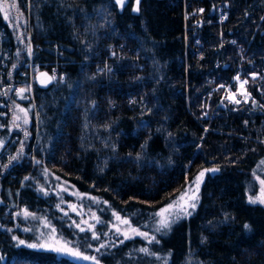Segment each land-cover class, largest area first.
Returning <instances> with one entry per match:
<instances>
[{
	"label": "trees",
	"instance_id": "1",
	"mask_svg": "<svg viewBox=\"0 0 264 264\" xmlns=\"http://www.w3.org/2000/svg\"><path fill=\"white\" fill-rule=\"evenodd\" d=\"M16 2L24 12L30 4L35 58L54 59L51 47L59 44L70 62L67 82L41 79L35 85L38 132L34 109L23 102L31 109L38 166L52 167L75 190L97 197L105 218L115 213L155 237L151 243L135 237L112 244L96 253L101 262L264 264V205L249 201L259 191L257 177L264 179V126L250 131L244 112L217 98L213 117L203 118L201 109L210 78L231 82L241 68L244 77L255 70L264 79V0ZM200 17L203 24H195ZM0 29L7 30L4 47L17 49L1 9ZM200 44L202 59L196 55ZM19 132L9 121L1 139ZM29 168L24 158L0 166V264L25 258L29 264H81L53 251L18 248L1 229L13 225L5 211L9 203L30 211L46 204L23 186ZM201 172L190 215L170 230L155 231L159 218L153 213Z\"/></svg>",
	"mask_w": 264,
	"mask_h": 264
},
{
	"label": "rangeland",
	"instance_id": "2",
	"mask_svg": "<svg viewBox=\"0 0 264 264\" xmlns=\"http://www.w3.org/2000/svg\"><path fill=\"white\" fill-rule=\"evenodd\" d=\"M0 5L3 6V8L0 9L3 12L4 18L6 14L8 16V18L5 19V21L7 24L10 25L14 33L17 35V42L20 45L19 47H21L22 37H20L19 30L20 28H22V25L25 22L26 13L20 8V5L19 3L16 2V0H0ZM24 48L25 45L23 44L22 49ZM202 49L203 48L201 44L198 46V48H196V55L197 57H199L198 59L203 58L202 52L199 53L200 51H202ZM243 56L245 57V53H243ZM241 66L242 65L238 64L237 68ZM242 72L243 71L240 68L239 72H237L234 75L231 82L225 81L216 84L215 82H213L214 81L213 78L209 79L208 83L212 88L208 90V95L203 97V106L201 107L202 117L211 118L216 113H218L214 104L215 99L217 98V100H219L218 101L219 103H222L227 107L233 105L234 107L232 108L234 111L244 112V114L246 115L244 116L245 118L244 124L246 126L252 125L250 131L259 133L260 128L263 129L264 126V118L262 116L264 114V102L258 99L257 96L255 97L252 88L255 87L259 95L264 96V79L262 75L256 72L255 70L249 71L246 77H244L243 74L241 75ZM237 76L239 77L238 80L236 79ZM244 81L247 82L244 83ZM233 97L234 99H232ZM236 101L239 102L237 103ZM11 107H12L10 108L11 126L14 129L20 131L18 134L19 137L18 150L15 152V154L12 157L18 156V153L21 152V146H23V152L18 156L16 160H12L11 157L9 159L10 164L18 162L23 158L25 163H29L30 168L28 169V173L24 175L25 177L23 178V186L25 187L26 185H28L27 187H31L36 192V194L40 195L46 201V204L45 206H41L36 210L30 211L28 210L27 207L22 206L21 204L19 205L18 203L13 204V202L9 203V206L6 207L5 211L8 215L12 217L13 225L11 226L2 225L1 229L3 231L7 232L11 237L17 236L20 239H24L25 241L28 242H35L39 233L48 232V229L45 228L43 225V220L47 219V221L52 226H55V228L57 229V234L59 236H62L67 240H71L72 244L75 246L80 247V245L78 244L83 245V247H85V249H87V251H89L90 253L84 252L79 248L80 252L90 257L95 256L98 264H103V263L101 262L99 256L96 253H103L104 251H106L107 248L109 247L111 248L112 244H119L121 243L120 242L121 240L124 241V236L116 232V228L113 227L114 224L117 225L122 232H125L129 237H131L130 239H133L135 237L143 238L129 230V224L131 225L129 221L128 224H122L120 223V221L116 220V216H114L112 213L111 215L113 216L111 219L105 218L103 216V213L105 211L104 204H100V200L97 197L84 195L78 192L77 190H75L72 187V185L65 178L59 176L57 171L55 169L53 170L52 167L43 166V165H40L39 167L38 165L40 163L28 153V149L30 146V135L32 131L31 128L32 119L30 115L31 109L26 103L14 104V106H12L11 104ZM20 108H24L27 110V117H28L27 124H24L22 121H17L16 124L13 123V118L17 114H19L20 116L24 115L23 113L19 112ZM259 119L261 120V124H258ZM17 124L19 125V127H17ZM25 132L27 133V135H25ZM204 170L205 169H202L201 171ZM26 177L28 179H25ZM195 178H193L186 185L185 189L189 188V186L193 184ZM27 181H29L30 185L29 183L26 184ZM200 181L198 183V187L194 186L189 191L188 196L185 197V201L187 202V204H191V203L196 204V202L198 201V195H199L198 190H199ZM259 185H260L259 191L256 194H249V198L250 197L255 198L257 196H260L261 187H262L260 182ZM41 189L43 190L41 191ZM185 189L182 192H184ZM193 195H195L196 197L195 200H190L189 197ZM176 198L173 200H176ZM261 199L264 200V197H261ZM255 203L264 205V202H261L260 200H257V202ZM187 204H185L186 207ZM69 205H74L76 211H73L72 208L69 207ZM24 209H27L29 212L33 213L36 217H39L40 219H32L31 217H29L28 219H24L23 216L15 215V213L21 212ZM191 209H192L191 207H188V211H190ZM77 212L79 214H77ZM65 213H67V215H65ZM118 216L121 218V220L126 219L120 215ZM97 218L99 219V223H97ZM73 221H75L76 224H80L81 227H84L86 229L88 228L89 225H95L93 230L99 235V239H92L91 231H87V230L84 232L79 231V229L75 226ZM131 226L133 228H136L133 225ZM26 227L30 228L31 230L28 232L23 231V229ZM64 229L68 230L69 234H67V236H64V232H65ZM139 231L145 232L140 229ZM145 233L149 237H152L149 233L147 232ZM101 243L106 245V247L100 248L98 252L95 251V249L99 247ZM89 244L91 245V247H87V245ZM72 260H75L81 264H96V262H93L91 260H78V259H72Z\"/></svg>",
	"mask_w": 264,
	"mask_h": 264
},
{
	"label": "built area",
	"instance_id": "3",
	"mask_svg": "<svg viewBox=\"0 0 264 264\" xmlns=\"http://www.w3.org/2000/svg\"><path fill=\"white\" fill-rule=\"evenodd\" d=\"M204 11V7L200 6L197 9L198 13ZM220 12V21L225 20L227 13L218 8ZM26 33L19 30L20 37L24 41L25 48L17 51L11 43L4 47L3 42L7 38V30L0 29V166L10 159L15 151L18 150L19 137L18 134L10 137L8 140L3 141L1 138L4 131L8 128V123L11 121V104H20L29 102V105L34 109V116L36 120V132H38V113L34 102L35 85L41 79H48L49 82L54 84H63L67 82L68 73L67 67L70 63L65 59V49L59 44H54L51 48L53 51L54 59L50 61H41L35 58L34 45L32 43L31 31V11L30 4H27V12L25 11ZM195 24L202 25L203 19L200 17L195 21ZM25 31V30H24ZM15 34V33H14ZM17 39V35L15 34ZM31 49L29 54L28 49ZM20 54L25 55L24 59H20ZM110 56V55H109ZM112 57V54H111ZM23 89V91H20ZM23 97V98H21ZM36 139L33 144L29 146L28 153L37 160L36 156ZM38 161V160H37ZM32 168V167H31ZM19 202L17 201L16 204Z\"/></svg>",
	"mask_w": 264,
	"mask_h": 264
},
{
	"label": "snow or ice",
	"instance_id": "4",
	"mask_svg": "<svg viewBox=\"0 0 264 264\" xmlns=\"http://www.w3.org/2000/svg\"><path fill=\"white\" fill-rule=\"evenodd\" d=\"M116 2L118 4H122V0H116ZM137 3H139V0H137ZM14 6V5H13ZM0 8H3L2 5H0ZM8 16L7 14L5 15V19H7ZM29 54L31 53V49H28ZM236 79L238 80L239 77L237 76ZM247 81H244V83H246ZM20 91H23V89H21ZM23 98V97H21ZM234 99V97L232 98ZM237 103L239 101H236ZM20 113H23V116H20L19 114H17L14 118H13V123L16 124L17 121H22L24 124L28 123V117H27V110L24 108H20L19 109ZM17 127H19V125L17 124ZM25 135H27V133L25 132ZM0 144H2V141H0ZM23 152V146H21V152L18 153V156L20 154H22ZM17 157H12V160H16ZM264 163V162H262ZM212 171H215V169H212ZM204 175L203 172H201L193 181V184L189 186V188H186L184 192H182L177 198L176 200L170 201L169 204L165 205L163 208L159 209L157 212L153 213V217H158L159 219L156 220V224L157 227L155 229V231L157 232H162L166 229L170 230L171 225L173 223H175L176 221H178L179 219L190 215V212L188 211V207L191 208H195V203H191V204H187V202L185 201V197L188 196L189 191L194 187H198V183L201 179V177ZM25 179H28L27 177ZM257 179H259V177H257ZM259 182L261 184V193L260 196H257L255 198L250 197L249 200L252 203L257 202V200H260L261 202H264V200L261 199V197H264V179H259ZM43 189H41L42 191ZM67 190V189H65ZM47 194V193H46ZM91 198V197H90ZM195 195L189 197L190 200H195ZM184 202V203H182ZM185 204H187V207L185 206ZM70 208H72L73 211H76L75 206L74 205H69ZM77 214H79L77 212ZM16 216H23L24 219H28L29 217H31L32 219H40L39 217H36L33 213L29 212L27 209L22 210L21 212H17L15 213ZM65 215H67V213H65ZM94 215V214H93ZM114 216H116V220L120 221V223L122 224H128V220H121V218L116 215L115 213H113ZM73 223L75 224V226L79 229V231L84 232V231H91L92 235L91 238L92 239H99V235L93 230L95 225H89L88 228H84L81 227L80 224H76L75 221H73ZM86 223V222H85ZM97 223H99V219L97 218ZM43 225L45 228L48 229V232H41L39 233V235L37 236L35 242H28L25 241L24 239H20L17 236H13L12 239L14 241H16V247H25L27 249H32V250H38V251H53L55 252L57 255H64L69 257L70 259H78V260H91L93 262H96V264H98V262L96 261V257L95 256H88V255H84L83 253L80 252L79 247L75 246L72 244L71 240H67L65 238H63L62 236H59L57 234V229L55 228V226H52L47 219L43 220ZM114 228H116V232L120 235L124 236V240L130 239L131 237H129L125 232H122L121 229L117 226V225H113ZM30 228H24L23 231L28 232L30 231ZM129 230L133 233H135L136 235H139L143 238H145L146 240H148L149 243L152 242V240L155 239L154 236L149 237L145 232H140L139 229L137 228H133L130 224H129ZM121 243H123L124 241L121 240ZM158 242V241H157ZM87 247H91V245H87ZM106 247V245H104L103 243H101L99 245V247H97L95 249V251H99L100 248ZM140 251L148 254V249L147 248H141L139 249ZM4 259V257L2 255H0V261H2ZM16 264H29V261L25 258V259H20L16 262Z\"/></svg>",
	"mask_w": 264,
	"mask_h": 264
},
{
	"label": "bare ground",
	"instance_id": "5",
	"mask_svg": "<svg viewBox=\"0 0 264 264\" xmlns=\"http://www.w3.org/2000/svg\"><path fill=\"white\" fill-rule=\"evenodd\" d=\"M24 56H25V55H23V54L21 55V54H20L19 57H20V59H24ZM34 100H35V99H34Z\"/></svg>",
	"mask_w": 264,
	"mask_h": 264
}]
</instances>
